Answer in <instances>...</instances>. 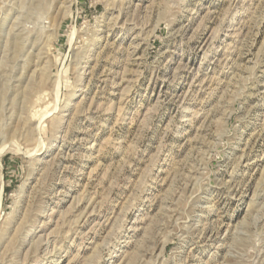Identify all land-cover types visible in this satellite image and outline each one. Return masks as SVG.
<instances>
[{"label": "rangeland", "instance_id": "374dc122", "mask_svg": "<svg viewBox=\"0 0 264 264\" xmlns=\"http://www.w3.org/2000/svg\"><path fill=\"white\" fill-rule=\"evenodd\" d=\"M0 264H264V0H0Z\"/></svg>", "mask_w": 264, "mask_h": 264}]
</instances>
